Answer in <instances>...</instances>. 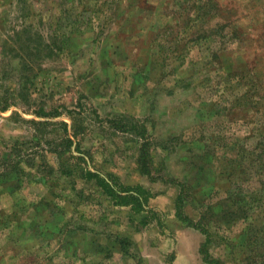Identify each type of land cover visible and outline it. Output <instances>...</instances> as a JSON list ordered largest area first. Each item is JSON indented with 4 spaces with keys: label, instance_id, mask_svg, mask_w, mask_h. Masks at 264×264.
<instances>
[{
    "label": "rangeland",
    "instance_id": "1",
    "mask_svg": "<svg viewBox=\"0 0 264 264\" xmlns=\"http://www.w3.org/2000/svg\"><path fill=\"white\" fill-rule=\"evenodd\" d=\"M188 260L264 264V0H0V264Z\"/></svg>",
    "mask_w": 264,
    "mask_h": 264
},
{
    "label": "trees",
    "instance_id": "2",
    "mask_svg": "<svg viewBox=\"0 0 264 264\" xmlns=\"http://www.w3.org/2000/svg\"><path fill=\"white\" fill-rule=\"evenodd\" d=\"M118 204L121 206H132L134 210H138L136 209V205L139 202V199L137 197H133V196H124V197H118ZM130 200H135V201H130ZM141 207V205L139 206V208ZM140 210V209H139ZM246 213V210H244Z\"/></svg>",
    "mask_w": 264,
    "mask_h": 264
},
{
    "label": "crops",
    "instance_id": "3",
    "mask_svg": "<svg viewBox=\"0 0 264 264\" xmlns=\"http://www.w3.org/2000/svg\"><path fill=\"white\" fill-rule=\"evenodd\" d=\"M180 262V261H179ZM184 262V261H183ZM175 264H180V263H178V261L177 262H175ZM183 264H191V262L188 260V261H185V263H183Z\"/></svg>",
    "mask_w": 264,
    "mask_h": 264
}]
</instances>
